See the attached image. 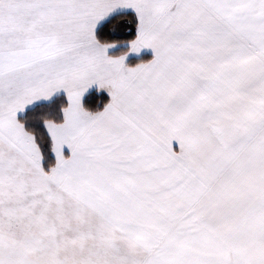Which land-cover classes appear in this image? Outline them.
Wrapping results in <instances>:
<instances>
[{"label": "snow or ice", "instance_id": "6c2138e0", "mask_svg": "<svg viewBox=\"0 0 264 264\" xmlns=\"http://www.w3.org/2000/svg\"><path fill=\"white\" fill-rule=\"evenodd\" d=\"M0 264H264V0H0Z\"/></svg>", "mask_w": 264, "mask_h": 264}]
</instances>
